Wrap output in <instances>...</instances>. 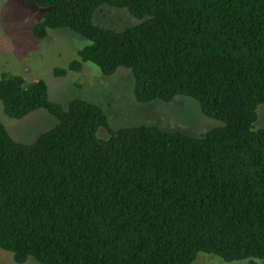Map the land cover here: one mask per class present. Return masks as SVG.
Masks as SVG:
<instances>
[{"label": "trees", "instance_id": "trees-1", "mask_svg": "<svg viewBox=\"0 0 264 264\" xmlns=\"http://www.w3.org/2000/svg\"><path fill=\"white\" fill-rule=\"evenodd\" d=\"M43 10L36 40L67 29L89 41L55 77L95 65L131 72L138 104L193 100L218 126L111 130L84 100L52 103L43 80L0 74L3 113L39 109L56 125L34 142L0 123V249L15 264H193L264 259V0H18ZM124 9L121 31L93 23ZM99 129L106 138H99ZM184 132V133H183Z\"/></svg>", "mask_w": 264, "mask_h": 264}, {"label": "rangeland", "instance_id": "rangeland-1", "mask_svg": "<svg viewBox=\"0 0 264 264\" xmlns=\"http://www.w3.org/2000/svg\"><path fill=\"white\" fill-rule=\"evenodd\" d=\"M42 14L43 10L36 6L18 0H0V74L18 75L27 83L43 80L49 100L63 108L72 100H84L100 107L111 130L145 125L198 134L219 125L202 116L197 104L186 97H177L170 103L138 104L133 96V76L127 69L119 68L113 75L104 77L95 65L84 63L80 72L68 71L63 77H55L54 70L66 69L72 60L78 59L77 52L89 41L67 29L48 30L44 39L36 40L32 27ZM92 20L116 31L139 23L126 10L107 6L98 8ZM0 123L13 141L29 144L55 126L56 120L43 109L19 120L11 119L3 113L0 103ZM253 128H264V104L257 108ZM97 136L106 138L107 134L99 129ZM256 263L264 264V259ZM0 264L15 263L10 253L0 249ZM25 264L39 263L29 258ZM193 264H248V260L226 263L216 256L198 253Z\"/></svg>", "mask_w": 264, "mask_h": 264}]
</instances>
